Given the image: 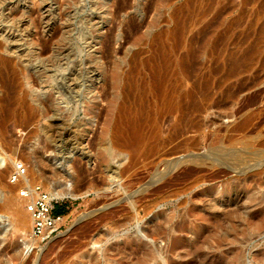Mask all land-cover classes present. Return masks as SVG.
<instances>
[{
  "label": "rangeland",
  "instance_id": "obj_1",
  "mask_svg": "<svg viewBox=\"0 0 264 264\" xmlns=\"http://www.w3.org/2000/svg\"><path fill=\"white\" fill-rule=\"evenodd\" d=\"M0 30V67L14 70L13 89L0 81V264H126L151 244L166 262L142 264H264V153L247 141L264 133V0H0ZM135 99L158 115L136 167L112 177L97 146L142 115ZM87 130L90 161L74 148ZM18 163L45 191H89L55 200L68 212L48 242L32 233L28 182L11 180Z\"/></svg>",
  "mask_w": 264,
  "mask_h": 264
},
{
  "label": "bare ground",
  "instance_id": "obj_2",
  "mask_svg": "<svg viewBox=\"0 0 264 264\" xmlns=\"http://www.w3.org/2000/svg\"><path fill=\"white\" fill-rule=\"evenodd\" d=\"M48 26H49V23H48V25L46 24V28L49 30ZM50 30H51V28H50ZM0 32H1V30H0ZM11 71H14V70H12L9 66H5L3 68L0 67V81L2 83H4L5 86L6 85H10L11 89H13V82H12L13 79H12V76H11V73H12ZM168 73H169L168 69H166V72L163 71V72L159 73V76H160L159 77V82L156 85L158 91L163 93V94L166 92L165 88H164V84H165L166 77H167ZM116 77H115V83H113L114 89L115 88H120V85L122 84V81H121V84H120L119 79H117ZM135 86L136 85L131 84L130 87L127 88L126 90H124L121 95H123V94H125V95L134 94L135 91H136L135 90L136 89ZM31 96H32L31 98H32L33 101H38L35 98V96H37V95L32 94ZM135 100L136 101H134L132 107H134V106L138 107L136 109L141 110L142 111V115L141 116H134V115L133 116H130V115L124 116L122 114L120 117L117 118V121L120 124L122 122V124L119 125V127H117V130L115 131V133L113 135L111 134V136H108V134H104L106 137L108 136V139L106 137H104L103 140H102L103 142L99 143L98 146H97V150H98V152L101 155L102 162L105 163L104 172L106 174H109L112 177H117L119 175H123L124 176L130 170H132L133 168L136 167V165L138 164V160H139V157H140L139 155H140V152L142 150V147H143V145L145 144V142L147 140V134L144 132V130L141 127L142 124H143V121L146 120L147 117L150 118L151 115H153V117H155V118L158 115V112H156V111L148 112V114L146 115L144 113V111H143L144 104L143 103H141V104L138 103L137 99H135ZM9 104H11V103H9ZM181 108H182V113L185 114L187 112V105L186 104L184 106H180L179 107V104H176V103H173V102L170 103V110L176 111L178 109L180 110ZM249 121H250V118L245 119L242 122H240L237 125L236 130L240 131L241 129H244L248 125ZM261 133H263V132H258V136L257 137L255 136V138L254 137H248L247 138V141L249 142L248 143L249 144L248 145L249 148L253 151L254 154H257V155L258 154L260 155V154L264 153V133L263 134H261ZM89 134H90L89 130L85 131L83 138L80 140L78 145L76 147H74V148H76V149L78 148V152L77 153L80 156H82V157L88 158V160L90 161L91 158H90L89 153H88L89 151H85V149H87V146L85 144V140H87V137L89 136ZM252 139H254V142L252 141ZM76 149H73V150H76ZM73 157L74 156H70L69 155L68 159H71ZM6 159L7 158L5 156H3V157L0 156V165L4 164ZM116 159H119L118 160L119 163L117 164V166H116V164H114ZM53 174L55 176L61 177L59 175V171H57V170H55L53 172ZM78 174H79V171H78ZM83 174L84 173L80 172L79 176H83ZM20 178H22V179L24 178L26 180V182H28L27 185H36V184H33L31 179L28 178V175L22 174ZM55 178H57V177H55ZM47 191L49 192V194L51 195V198L53 200H63V199L78 200V199L86 198L89 195V193H88L89 191H84V192L80 193L79 189L75 188L73 183L70 182V181H66L64 183H61L59 186L55 182L52 183V184L47 183ZM24 200H26V199H24ZM212 202H213V198L210 201L206 202V205L209 206V208H210L211 207L210 205L212 204ZM254 204H255V202H254V200H252L250 202V204H248V206H246V211L243 212V216L241 218V219H243V221H246L247 219L249 220V218H252V216H251L252 215L251 214L252 213L251 208H253L255 206ZM131 205L134 208V205H135L134 201L131 202ZM89 215H90V213H86V212L81 214V215H79L78 218H76L75 222L73 223V226L78 224V223H80L84 219H87L89 217ZM65 218L66 217L63 216L62 220H64ZM256 218H258L259 222L257 223L254 232H258L264 227V207H263L262 211L257 215ZM220 220L221 219H218V214L215 217L212 218L211 221L213 222V228H212L213 232H214V230L221 229ZM30 221H31L30 225H32V219L31 218H30ZM25 222L26 221L24 219L20 218L18 220V225H23V224H25ZM233 224L234 223H232L231 225H233ZM24 236L25 237L22 240L24 249H30L32 247V245H36V244L40 248V246L38 245V241L37 240H34L31 237H30V239L27 238L28 235H26V233L24 234ZM195 250L196 251L199 250L198 247ZM158 257H160L162 259L164 258L162 250L157 248L156 245L151 244L147 248H143V247L139 248L132 255V257L129 258L128 263H126V264H142L143 261H146V260L153 261V260L157 259ZM261 257L264 258V254ZM163 260H164V262H166L165 259H163ZM108 264H110V261H108Z\"/></svg>",
  "mask_w": 264,
  "mask_h": 264
},
{
  "label": "built area",
  "instance_id": "obj_3",
  "mask_svg": "<svg viewBox=\"0 0 264 264\" xmlns=\"http://www.w3.org/2000/svg\"><path fill=\"white\" fill-rule=\"evenodd\" d=\"M26 172L22 163L16 164L11 180L15 182ZM27 200V210L32 216V233L34 237L48 242L59 229L63 216L53 213L55 200L39 185H27L22 191Z\"/></svg>",
  "mask_w": 264,
  "mask_h": 264
},
{
  "label": "trees",
  "instance_id": "obj_4",
  "mask_svg": "<svg viewBox=\"0 0 264 264\" xmlns=\"http://www.w3.org/2000/svg\"><path fill=\"white\" fill-rule=\"evenodd\" d=\"M67 212H68V211H67V208L62 207V206H59V205H56V206L54 207V210H53V213H54L55 215H61V216L67 214Z\"/></svg>",
  "mask_w": 264,
  "mask_h": 264
},
{
  "label": "crops",
  "instance_id": "obj_5",
  "mask_svg": "<svg viewBox=\"0 0 264 264\" xmlns=\"http://www.w3.org/2000/svg\"><path fill=\"white\" fill-rule=\"evenodd\" d=\"M64 216V215H63Z\"/></svg>",
  "mask_w": 264,
  "mask_h": 264
}]
</instances>
